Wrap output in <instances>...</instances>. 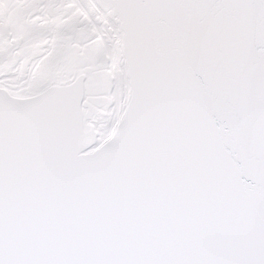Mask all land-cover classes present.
I'll return each mask as SVG.
<instances>
[{"label": "snow or ice", "instance_id": "obj_1", "mask_svg": "<svg viewBox=\"0 0 264 264\" xmlns=\"http://www.w3.org/2000/svg\"><path fill=\"white\" fill-rule=\"evenodd\" d=\"M0 264H264V0H0Z\"/></svg>", "mask_w": 264, "mask_h": 264}]
</instances>
